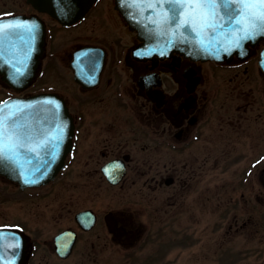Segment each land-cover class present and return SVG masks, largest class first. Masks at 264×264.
Here are the masks:
<instances>
[{
    "label": "flooded vegetation",
    "instance_id": "af4514ba",
    "mask_svg": "<svg viewBox=\"0 0 264 264\" xmlns=\"http://www.w3.org/2000/svg\"><path fill=\"white\" fill-rule=\"evenodd\" d=\"M5 18L0 103L51 93L63 100L72 124L63 164L50 180L23 186L0 173V264H165L171 250L181 264L182 244H193V231L183 226L195 227L210 207L219 213L240 207V223L234 212L228 227L245 226L246 239H255L253 251L227 244L213 248L212 259L264 264V39L246 56L221 62L151 54L137 49L140 40L114 0H95L70 23L26 0H0ZM15 23L35 35L36 70L25 86L20 75L12 85L6 68H19L24 58L23 28L10 27ZM238 71L250 73V87L242 77L234 81ZM30 135L32 145L26 140L18 153L48 152L37 133ZM60 178L95 196L87 205L82 197L77 207H62L54 226L47 207L25 203ZM102 186L112 191L104 205L94 202ZM12 196L19 205H7Z\"/></svg>",
    "mask_w": 264,
    "mask_h": 264
},
{
    "label": "water",
    "instance_id": "95a60500",
    "mask_svg": "<svg viewBox=\"0 0 264 264\" xmlns=\"http://www.w3.org/2000/svg\"><path fill=\"white\" fill-rule=\"evenodd\" d=\"M26 1L39 11L52 15L61 23H70L82 16L95 0ZM114 4L129 28L135 31L136 37L140 40L137 49L148 50L151 54L164 55L177 52L193 59L222 61L229 60L233 54L239 57L246 56L249 46L264 38V34L256 31L250 38L241 40L238 46L234 42V37L241 33L236 29L244 25H236L228 21L221 7L216 9L215 25L205 27L199 22L185 25L183 21L187 18L186 13L179 8L176 9V15L173 18L172 5L166 0H159L155 7H152L148 0H114ZM27 20L22 16L23 22ZM33 32L27 33L25 28L22 29L21 49L24 58L19 68L13 63H8L6 66L12 85L17 84L19 79L16 78L20 75L21 84L25 86L36 70L35 56L30 54L31 47L35 44ZM41 36L42 32L39 28L36 31V39L38 40ZM26 44L30 46L29 53L24 51ZM27 62L30 65H27ZM259 63L264 70V48L260 52ZM17 71L20 73L18 74ZM13 116L27 126L29 134L31 132L38 134V139L44 141V148H47L48 152L32 154L20 152L14 161L0 160V173L23 186L38 185L50 180L63 164L64 152L68 147V135L71 132L72 122L63 100L51 93H40L27 98L2 102L0 118ZM47 134L51 135L47 136ZM31 138L30 135V139H27L29 147L32 145ZM47 140L50 141L48 144H46ZM52 145H55L54 149ZM50 151H54V154L50 155ZM38 167L41 171H36ZM120 174L118 176H121Z\"/></svg>",
    "mask_w": 264,
    "mask_h": 264
},
{
    "label": "rangeland",
    "instance_id": "374dc122",
    "mask_svg": "<svg viewBox=\"0 0 264 264\" xmlns=\"http://www.w3.org/2000/svg\"><path fill=\"white\" fill-rule=\"evenodd\" d=\"M10 1V0H7ZM17 2L18 0H11ZM233 76V75H232ZM237 77V79H236ZM240 77L243 78V80L240 79ZM241 80L244 82L245 87H250L252 84V77L250 73L247 72L242 74L241 72H237L235 74V80L238 81ZM252 91V90H251ZM255 93V92H254ZM255 99L256 96L253 95ZM257 106V103L255 101V105ZM232 167V166H231ZM71 182H74V178L70 176L69 179ZM69 180H65L63 178L58 179L50 189L47 191H44L42 195H39L38 197L32 198V202H26V207H47L46 210V216L47 218L54 220V223H52L54 226H56V221L58 219H61L60 214L62 215L63 212H65V209L62 207H77L76 200L82 199V197H85V205L86 200L92 199V193L87 190H80L81 187H71V184L68 186ZM82 179H76L75 183L76 185L78 182H82ZM70 191V192H69ZM69 192V193H68ZM80 195V196H79ZM112 195V191L109 189H105L104 186H102L100 194L98 197L95 198L94 202L98 201L101 205H104L107 200H109L110 196ZM13 199L7 200V205H19V203L16 201L17 198L15 196H12ZM15 200V201H14ZM50 207H53L51 209ZM211 210V211H210ZM204 209V211H201L199 213L198 222L194 225H191V228L187 227V224L183 226V230L189 232H192V243L190 244L188 242H185L182 244V252H181V264H189V263H199L202 264L203 262L207 263H217L215 256V259H212V254H210V251L213 248L227 246L229 244L230 247H235L237 249H240L243 252L242 247H244V250L247 252L248 250L253 251L254 250V240H247L248 239V231L245 229V226L242 227H235L230 225V221H233L232 214L235 212L237 214V217L239 216V213L241 212L240 207H226V209L223 211V213H219L217 208H211ZM242 216V214L240 215ZM238 217L239 223L241 221V217ZM187 230H186V228ZM247 227V226H246ZM247 238V239H246ZM250 241V242H249ZM195 249L196 252V258L194 257L193 250ZM221 249H219L220 251ZM252 254V253H249ZM230 254L227 256L226 259L223 261L229 260ZM170 259H167L165 261V264H177L178 258L174 255V252L172 250L170 251ZM247 261V264H252L254 262L253 257H251L250 260ZM243 262V260H242Z\"/></svg>",
    "mask_w": 264,
    "mask_h": 264
},
{
    "label": "snow or ice",
    "instance_id": "6c2138e0",
    "mask_svg": "<svg viewBox=\"0 0 264 264\" xmlns=\"http://www.w3.org/2000/svg\"><path fill=\"white\" fill-rule=\"evenodd\" d=\"M148 2L155 7L159 0H148ZM166 2L172 5L173 18H175L176 9L179 8L186 13L187 18L183 21L185 25L199 22L205 27L215 25L216 9L221 7L228 21L236 25H244L236 29L241 33L234 37V42L238 46L241 40L250 38L256 31L264 34V0H166ZM10 27L25 28L29 33L34 30L33 27L21 23L12 24ZM49 103L52 102L49 101ZM27 139H30V136L24 123L17 121L14 116L0 118V158L14 161L18 150L27 147L25 143ZM54 148L55 145H52V149ZM28 151L32 152L35 149L29 148ZM49 154H54V151H50ZM36 171L41 169L38 167Z\"/></svg>",
    "mask_w": 264,
    "mask_h": 264
}]
</instances>
